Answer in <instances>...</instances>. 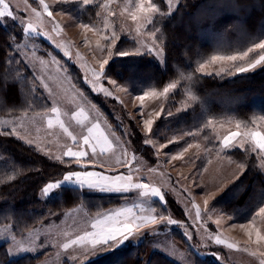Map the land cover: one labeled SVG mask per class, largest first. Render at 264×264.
<instances>
[{"label":"rangeland","instance_id":"obj_1","mask_svg":"<svg viewBox=\"0 0 264 264\" xmlns=\"http://www.w3.org/2000/svg\"><path fill=\"white\" fill-rule=\"evenodd\" d=\"M80 1L82 2V0H67V2L65 0H44L49 11L52 12L49 16L44 12L39 0H5V3L9 5V11H12L15 17V19L0 18L6 26L13 28L18 25L24 30L31 24L35 29V31H23V38L17 45V49L33 73L39 89L47 96L50 107L41 113L3 118L0 120L1 127L10 129L15 136L55 160H57L56 157H60L59 161L70 158L64 155L69 148L73 151H87L88 156L81 161L85 167L82 168L81 164L76 163L78 167L75 170L98 171L106 175L131 172L134 183H147L150 188L159 189L164 199L159 200L151 194L142 196L139 189L127 193L90 190L100 194L128 195V197L120 205L103 210L98 214H89L84 206H78L66 211L57 220L51 218L21 237L14 235L10 225L0 226V244L9 242L8 253H13L9 254L10 259L32 254L41 255L39 264L91 262L112 249H102L93 253L82 245H73L68 249H64L63 245L92 231L91 224L99 218L100 214L122 207H130L137 214L148 215L149 212L146 210L151 207L155 208V212L150 213L151 215L156 217L162 215L164 219L158 218L155 224L140 229L136 233L138 240H130L115 249L128 244L138 245L146 237L147 258L152 252H158L177 264H196L195 261L198 259L220 264H260V261L264 260V242L257 244L255 232L249 238L248 231L241 227V225L250 224L252 220L242 223L235 222L229 215L211 204L232 186L244 171L243 163L239 164L236 160L226 156L229 150L235 148L249 150L256 156L264 172V156L259 153V150L251 151L250 143H245L243 147L239 146L244 131H264V123L263 126L241 128L242 136L234 142L236 146L228 148H224L221 141L224 136L237 131L236 122L232 119L213 121V124L208 127L209 140L203 131L191 135L188 133H173L165 137L157 133L158 136L155 135V123L160 118L171 116L186 105L184 102L171 110L166 109L169 97L176 90L177 84L175 89L170 90L167 97H149L141 102L136 98L138 95L133 94L113 78L101 76L97 80L93 76V71L100 72V64L103 60L107 59L110 62L119 56L115 47L122 37H128L134 42L133 54H150L163 63L161 44L147 32L149 24L147 20L148 18L152 20L153 14L140 13L136 8L138 2L135 3L132 0H99V20L95 24H86L93 29L86 32L78 19L62 8L67 4ZM177 2L178 0H172L170 5L174 6ZM147 5L148 1L145 0V7ZM33 9L39 12V16L34 13ZM133 13L137 16L136 20L132 19ZM43 42L60 51L66 60L77 67L81 74L77 76L82 82L87 83L93 93H102L114 100V102L107 101L112 110L111 120L103 116L76 86L64 65L49 48L43 46ZM40 51H45L48 56H42ZM233 64L237 63L218 61L205 68L203 73L215 74L221 68L226 70L221 74L240 73L232 68ZM109 80L115 83H109ZM101 87L105 91H101ZM52 107L60 110V121L76 137L75 142L56 123V114L52 113ZM81 110H83V115H78ZM85 116L88 117L87 120L84 119ZM48 119L53 120L52 128L47 125ZM147 120L153 121L151 131H148L146 127ZM77 121H82V123ZM95 123L100 125V130L108 137L112 149L101 155L97 148V154L93 156L91 149L83 145V137L87 135L88 127ZM135 139L152 149L153 157L150 155V158L152 157L153 160L136 153L133 145ZM189 144L192 147H188ZM185 148L187 151L184 150ZM118 157L126 160V163L117 164ZM91 160L97 162L86 163ZM241 164L243 167H240ZM62 178L59 177L50 182H56ZM64 186L73 185L65 184L62 187ZM42 189L38 197L44 201L60 191L56 189L45 196ZM165 191L169 192L177 206L168 202ZM205 200L208 202L207 205H205ZM158 205L164 208V212L157 210L160 208ZM141 208L145 211L142 212ZM197 210L200 212L199 218ZM169 219L177 223L168 224ZM217 220L219 223H216ZM255 220L254 227L264 235V217L256 215ZM9 233L15 236V241L11 239ZM217 235L221 236L226 243L217 245L214 240ZM227 244H234L236 247L230 249ZM19 247L31 248L32 251L20 253L17 251ZM217 253L221 257L220 260L216 258ZM252 253L256 254L252 255Z\"/></svg>","mask_w":264,"mask_h":264},{"label":"trees","instance_id":"obj_2","mask_svg":"<svg viewBox=\"0 0 264 264\" xmlns=\"http://www.w3.org/2000/svg\"><path fill=\"white\" fill-rule=\"evenodd\" d=\"M98 2L95 0L84 5L80 1L62 8L81 24L90 25L99 20ZM151 2L157 11L152 13V23L147 25V32L161 44L163 63L150 54H133L134 42L122 37L115 47L116 52L128 51L131 54L116 56L105 71L106 76L136 95L151 90L160 92L169 83L177 84L166 109L171 110L184 102L186 105L179 112L160 118L155 123L154 134L165 137L173 133L203 131L209 140V126H205L209 119H232L240 122L242 129L263 126L264 64L235 75H206L196 71V68L201 61L214 54H236L264 42V0H178L174 6L167 0ZM23 31L18 25L13 28L6 26L0 19V120L41 113L50 107L47 96L39 89L33 73L17 49ZM42 44L60 60L73 82L97 110L111 120L112 110L107 101L114 100L102 93H93L87 83L77 76L80 73L75 65L50 44ZM262 52L264 50L256 48L249 53V57L257 58ZM40 54L48 56L45 51H40ZM235 63L245 64L246 61ZM189 94H194L197 100L190 101ZM133 145L138 155L152 156V149L138 139ZM226 156L243 163L244 171L211 206L229 215L235 222L251 221L259 207L264 205V172L256 156L247 149L235 148L229 150ZM77 167L73 158L62 161L52 159L0 124V226L10 225L14 235L21 237L78 206H84L89 214H98L120 205L128 197L100 194L73 186L61 187L55 196L46 201L38 197L39 191L48 182L63 177ZM164 194L170 204L177 206L169 192ZM163 209L160 207L157 210L164 212ZM146 243L145 237L138 245L128 244L84 264H177L158 252H152L147 258ZM8 247L9 242L0 244V264H39L41 255L26 254L10 259ZM195 262L220 264L203 259Z\"/></svg>","mask_w":264,"mask_h":264},{"label":"snow or ice","instance_id":"obj_3","mask_svg":"<svg viewBox=\"0 0 264 264\" xmlns=\"http://www.w3.org/2000/svg\"><path fill=\"white\" fill-rule=\"evenodd\" d=\"M65 2H67V0H65ZM82 2L84 5H89L92 3V0H82ZM171 2L172 0H169V4H171ZM39 4L43 6L45 13H47L49 16L52 15V12L49 11L48 5L44 3V0H39ZM0 6H2V10H0V18L12 17L13 19H15V17L13 16V12L9 11V5L5 3V0H0ZM136 8L140 13H145V12L154 13L157 11V7L155 6V4L151 2V0H148L147 7H145V0H138ZM33 11L37 16H39V12H37L35 9H33ZM132 19L133 20L137 19L135 13L132 14ZM147 22L152 23V20L148 18ZM81 27H83L86 32L93 30L86 24H82ZM24 31L25 32L35 31V29L32 27L31 24H29L24 29ZM103 38L107 39V37H103ZM256 48L264 50V42L257 43L253 47H249L245 51H239L236 54H228V55L214 54L210 58L201 61L198 64L196 71L204 72L205 68L216 64L218 61H232V62L246 61L245 64H233L232 68L236 72H241V73L248 72L251 69L256 68L258 65L264 64V53L259 54L258 58L249 57V53L254 52ZM65 54L67 55V53ZM109 54L111 55V53ZM118 54L120 56L126 57L129 56L131 53H129L128 51H121ZM77 55L79 56V53H77ZM108 64H109V60L105 59L100 64V72L93 71V76L97 80H99L101 76H106L105 65ZM224 71L226 70L224 68H221L215 74L220 75L221 72ZM205 74L211 75L212 73L208 72ZM109 83H115V81L109 80ZM44 86L47 87V85ZM175 88H176V83H169L167 86L163 88L162 92L151 90L143 93L142 95H138L136 98L139 99L141 102H143L146 98L149 97H159V96L167 97L170 90ZM100 90L105 91L103 87H101ZM108 94L110 95L111 93ZM188 99L190 101L195 102L197 100V97L194 94H189ZM51 111L52 113L56 114V123L59 124V127L75 142L76 137L71 132H69L68 128L64 125V123L60 121L59 118L60 110L57 107H52ZM78 115H83V110H81V112L78 113ZM84 119L87 120L88 117L85 116ZM77 122L82 123V121H77ZM152 123H153L152 120L146 121V127L148 131H151ZM212 124L213 121L209 119L206 122L205 126L207 127ZM47 125L49 128H52L53 120L48 119ZM241 127L242 124L240 122H237L236 123L237 131L232 132L231 134L223 137L221 143L224 148H228L230 146H236L234 142L237 140L238 137L242 136V133L240 131ZM243 127L247 128L246 125H243ZM188 134L191 135L192 133L189 132ZM245 143L251 144L252 146L251 151L259 150V153L262 156H264V131H253V130L244 131L243 139L240 140L239 146L243 147ZM83 145L91 149V153L93 156H96L97 148H99L101 155H103L106 152H109L112 149L111 142L109 141L105 133L100 130V125L98 123L92 124L91 127H88L87 135L83 137ZM188 147H192V145L189 144ZM184 150L187 151V148H185ZM64 155L70 158H74L75 163L81 164L82 168L85 167V164H82L81 161L83 160V158L88 156L87 151L84 150L73 151L71 148H69L66 152H64ZM173 158L175 159L177 157H173ZM56 159L59 160L60 157H56ZM87 162L96 163L97 161L91 160V161H86V163ZM116 162L117 164L126 163V160H121L118 157ZM240 167H243V165L241 164ZM65 184L78 186V188L81 189L86 187L89 190H98L100 192L127 193L134 189H139L141 190L140 195L142 196H148L149 194H151V196L153 197H158L159 200L164 199L159 189L154 187L150 188V186L147 183H134L131 172H129L128 174L106 175L98 171H89V170L80 171L75 169L70 170L67 174H65L62 180L48 183L42 189L43 194L45 196H48L49 193H51L53 190L60 189ZM207 203H208L207 200H205V205H207ZM141 211L144 212L145 209L141 208ZM146 211L149 212L148 215H140L134 212L133 209L130 207H122L118 210H113L105 214H100L99 218H97L91 224L92 231L86 232L84 235H81L76 239H73L70 243H65L63 245V248L68 249L73 245H82L85 246L87 250H90L91 252L95 253L102 249L115 250V248L125 245V243L130 240H138L139 237L136 236V233H138L140 229L145 228L151 224H155L158 218L160 220L164 219L162 215L156 217L150 214L155 212V208L149 207ZM256 215L260 217H264V206L259 207V210L256 213ZM199 216H200V212L199 210H197V217L199 218ZM175 223L177 222L172 219L168 220V224H175ZM216 223H219V220H217ZM255 223L256 220L255 217H253L250 224L241 225V227L245 228V230L248 231L249 238H251L252 233L255 232L256 234L255 242L259 244L261 242H264V235L261 234V231L258 228L254 227ZM4 231L7 232L8 229H4ZM9 235H11V233H9ZM209 238L212 239V237ZM11 239L15 241L16 238L14 235H11ZM214 240L217 245L226 243V241L219 235L215 236ZM227 247L231 249L236 246L234 244H227ZM17 251L20 253H25L32 251V249L19 247ZM9 254L11 255L13 253L9 252ZM255 254L256 253H252V255ZM215 255L217 260L221 259L218 253ZM260 264H264V260H261Z\"/></svg>","mask_w":264,"mask_h":264}]
</instances>
